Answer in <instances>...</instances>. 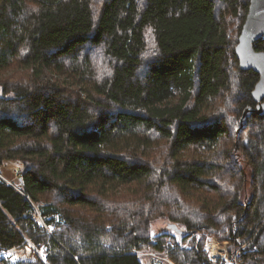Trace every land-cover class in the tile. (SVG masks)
<instances>
[{
  "label": "trees",
  "instance_id": "1",
  "mask_svg": "<svg viewBox=\"0 0 264 264\" xmlns=\"http://www.w3.org/2000/svg\"><path fill=\"white\" fill-rule=\"evenodd\" d=\"M249 2L0 0V170L19 166L0 249L47 248L15 264H225L207 236L264 264V114L241 120L259 75L235 54ZM163 215L185 231L151 237Z\"/></svg>",
  "mask_w": 264,
  "mask_h": 264
},
{
  "label": "water",
  "instance_id": "2",
  "mask_svg": "<svg viewBox=\"0 0 264 264\" xmlns=\"http://www.w3.org/2000/svg\"><path fill=\"white\" fill-rule=\"evenodd\" d=\"M261 38H264V0H250L235 54L240 69L256 72L259 81L252 91V98L257 106L254 110H244L242 123L252 113L264 114V52H259L254 47L255 42Z\"/></svg>",
  "mask_w": 264,
  "mask_h": 264
},
{
  "label": "rangeland",
  "instance_id": "3",
  "mask_svg": "<svg viewBox=\"0 0 264 264\" xmlns=\"http://www.w3.org/2000/svg\"><path fill=\"white\" fill-rule=\"evenodd\" d=\"M0 174L3 177V179H5L6 181L10 182V183H16V179L18 178V174H19V166L14 163V162H5L4 166L2 167V169L0 170ZM185 231V229L183 227H178L177 229L171 224V222L168 220V217L163 215V216H157L156 219L151 223L150 225V236L156 238L157 236L163 234V233H172L174 235H177V231ZM188 232V231H187ZM197 238H200V235L196 236ZM211 239V240H209ZM212 241L215 240L216 242L218 241L215 237H206L204 240V246H206V241ZM31 246H27V244L25 246H22V250L21 249H17L16 251L13 252V258H12V262L18 263V261L21 262H33L35 260H37L38 258H41L43 261H45L46 256H47V248L45 247L44 244H35L32 241H30ZM218 243L220 244H215V243H208L209 244V250L211 249V246H213V250L214 251L216 249V247H225V249H227L226 244H223L221 242L218 241ZM184 244L185 247L188 246V243L185 242ZM243 247V246H242ZM205 248V247H204ZM216 251V250H215ZM228 251V261L230 260V253L229 250ZM206 252V251H205ZM236 252V251H235ZM207 253V252H206ZM27 254V255H25ZM208 254V253H207ZM208 256V255H207ZM236 256V254L234 255V257ZM22 257V258H21ZM222 257V255H221ZM139 259L141 261V264H173L169 259H167L165 256L158 254L156 252H153L151 250H146L143 251L141 253H139ZM217 261V260H216ZM235 261L234 259H232V262ZM237 262V261H236ZM13 263V264H15ZM238 263V262H237ZM225 264H229V263H225ZM232 264H236V263H232Z\"/></svg>",
  "mask_w": 264,
  "mask_h": 264
},
{
  "label": "built area",
  "instance_id": "4",
  "mask_svg": "<svg viewBox=\"0 0 264 264\" xmlns=\"http://www.w3.org/2000/svg\"><path fill=\"white\" fill-rule=\"evenodd\" d=\"M2 179H3V177H2ZM8 183H10V182H8ZM34 218L38 221V223L41 226L44 225L43 219H41V217L38 214ZM209 240H211V239H209ZM209 240L206 241V243H205L206 246H204L205 247L204 250L208 253L207 255H208V258H209L210 261L216 262V260L217 261L218 260H221L224 263H229V264H232V263L240 264L242 262L239 253H237V257L234 258L235 261H233V262H232V260L231 261L230 260L228 261V258H227L228 257V252H227V249H225V247H222V246L219 247L218 246L215 249L216 251L215 250L212 251L213 250V246H211V249L209 250V247H208L209 246V244H208L209 242L210 243L213 242L215 244H219L218 241L216 242L215 240H212V241H209ZM26 244H27V246H31L30 240H26L25 245ZM17 249H21V248H12V249H9V250L0 249V264H13V263H15V262H12V258H13V252L16 251ZM25 255H27V254H25ZM221 255H222V257H221ZM18 262H21V261H18Z\"/></svg>",
  "mask_w": 264,
  "mask_h": 264
}]
</instances>
